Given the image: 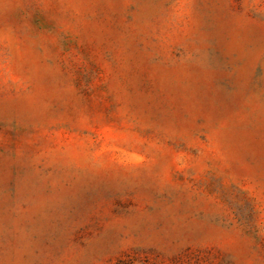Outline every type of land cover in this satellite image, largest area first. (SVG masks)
I'll use <instances>...</instances> for the list:
<instances>
[{"label":"rangeland","instance_id":"1","mask_svg":"<svg viewBox=\"0 0 264 264\" xmlns=\"http://www.w3.org/2000/svg\"><path fill=\"white\" fill-rule=\"evenodd\" d=\"M0 264H264V0H0Z\"/></svg>","mask_w":264,"mask_h":264}]
</instances>
